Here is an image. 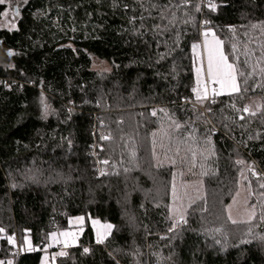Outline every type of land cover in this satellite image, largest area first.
<instances>
[{"label":"trees","instance_id":"obj_1","mask_svg":"<svg viewBox=\"0 0 264 264\" xmlns=\"http://www.w3.org/2000/svg\"><path fill=\"white\" fill-rule=\"evenodd\" d=\"M12 5L0 29V264H39L31 250L93 206L116 217L110 237L84 233L55 264H264V0ZM205 21L240 88L210 101L196 99L192 68ZM253 99L260 111L245 114ZM240 191L254 215L233 223ZM9 237L31 249L14 256Z\"/></svg>","mask_w":264,"mask_h":264},{"label":"rangeland","instance_id":"obj_2","mask_svg":"<svg viewBox=\"0 0 264 264\" xmlns=\"http://www.w3.org/2000/svg\"><path fill=\"white\" fill-rule=\"evenodd\" d=\"M13 0H6V11L7 15H3L2 20L0 22V29H10L12 27V23L14 22L13 19V11L14 9H17V6L12 5ZM205 32L209 33L208 37L203 38L199 43L197 44L198 47L192 49L193 57H192V68H193V78H194V91L196 99L199 94V99H203L205 97L206 93V83L209 85L208 92L212 95H228L232 94L235 91H232L230 88L225 87L224 89H221V86L217 83H210L208 80L207 70H208V52L205 50V40L208 41V48L209 49H218L219 51H222V45H216L215 40L213 37H215L210 30H206ZM204 32V33H205ZM216 40H218L215 37ZM219 51L217 52V55L219 54ZM93 68L97 69H105V65L99 63L96 60H93L92 62ZM208 88V87H207ZM213 89L216 90L214 93ZM247 111H245V114L252 113L257 114L260 111V102L258 99L251 100L247 106ZM95 208H104L102 206H93L91 208H88L86 211V214L83 217L79 218H72L69 220L68 223V229L65 231H62L60 233H55L50 235V238L48 240V244L44 247L43 250L39 249H33L32 252H40L41 253V260L39 264H55L56 259L62 255H59L61 252H65L68 248H74L78 245L79 238L84 233H89L95 239L98 241L97 233L99 232L102 236V242L106 241L111 235V232L113 230V221L114 217L107 216L104 212L103 216H99L96 214H92ZM250 208L246 204V199L243 195V193L240 191L236 197L233 199L232 203L229 205L227 209L228 217H231L230 221L233 220L236 221V223H242L247 222L252 219L253 217V211L249 210ZM255 212V211H254ZM93 216V217H92ZM251 217V219H250ZM82 218V219H81ZM97 223H93V222ZM103 225H111L110 230H105L102 226ZM61 233H67V235H61ZM28 241L25 243V241ZM9 243V242H8ZM18 244V243H17ZM16 242L9 243L11 246L10 248L12 250H24V249H31L30 239L28 237H24L22 240L21 246H16Z\"/></svg>","mask_w":264,"mask_h":264},{"label":"snow or ice","instance_id":"obj_3","mask_svg":"<svg viewBox=\"0 0 264 264\" xmlns=\"http://www.w3.org/2000/svg\"><path fill=\"white\" fill-rule=\"evenodd\" d=\"M6 3V0H0V5H4ZM209 7L212 10L216 9V5L209 3ZM199 7L197 8V11H199ZM6 16L7 13H4ZM208 22L205 21V24ZM253 27H256L255 25ZM205 37L209 35V33L205 32L204 33ZM215 40L216 45H220L222 42L219 40H216L215 37H213ZM194 48L198 47L196 45L193 46ZM205 50L208 52V70H207V75H208V80L210 83H217L221 86V89H224L225 87L230 88L232 91H240L239 85L237 84V78H236V72L232 64L228 63V57L223 54L222 51H219L218 49H209L208 48V41L207 39L205 40ZM219 51V54L217 55V52ZM12 53H9L11 55ZM240 75H243V73H240ZM196 91V89H194ZM214 93L216 92L215 89H213ZM199 99V94L197 96ZM43 102V100H42ZM47 111V108L45 106V112ZM247 111V109H245ZM153 115H155V112H153ZM252 115H255V113H252ZM101 139H109L107 136L101 137ZM103 163H108V161H103ZM239 163V162H238ZM261 188H264V184L260 185ZM254 215V213H253ZM231 219V217H229ZM82 219V218H81ZM251 219V217H250ZM180 222H186L184 220L183 215L180 216L179 221H176L173 225V228H175L178 223ZM233 223H236L235 220L232 221ZM94 224L97 222H93ZM106 231L111 229V225H103L102 226ZM172 230V229H170ZM0 232H3V229H0ZM61 235H67V233H61ZM98 236V242H102V236L100 233H97ZM8 242L12 243L13 239L11 237L8 238ZM28 241L26 240L25 243ZM85 252L88 251V249H84ZM65 253L61 252L59 255H64Z\"/></svg>","mask_w":264,"mask_h":264},{"label":"bare ground","instance_id":"obj_4","mask_svg":"<svg viewBox=\"0 0 264 264\" xmlns=\"http://www.w3.org/2000/svg\"><path fill=\"white\" fill-rule=\"evenodd\" d=\"M205 4H207V2H204ZM14 10H16V9H14ZM16 13H17V11H16ZM14 14H15V11H14ZM16 15V14H15ZM208 24H205L204 22H201L200 24H199V26H198V39H199V41H201L203 38H205V35H204V32L208 29ZM209 30V29H208ZM208 37V36H207ZM4 86H5V88L6 89H8L9 87H10V82L8 81V80H5L4 81ZM208 87V88H207ZM210 88H209V85L206 83V93H205V97H204V99L206 100V101H208V99L209 98H211V93H209L208 92V90H209ZM215 97H218V96H215ZM214 97V98H215ZM89 208H91V207H89ZM104 208V207H103ZM104 211H105V209H104ZM86 214V213H85ZM106 214V213H105ZM115 218V224H116V222H117V219H116V217H114ZM115 224H113V225H115ZM87 234V233H86ZM87 235H89L90 237H93L92 235H90L89 233L87 234ZM94 239H95V237H93ZM96 240V239H95ZM97 241V240H96ZM98 242V241H97ZM99 243H101V242H99ZM17 244V243H16ZM17 246V245H16ZM20 250L19 249H17V250H13L12 251V253H14V256H19L20 255Z\"/></svg>","mask_w":264,"mask_h":264},{"label":"crops","instance_id":"obj_5","mask_svg":"<svg viewBox=\"0 0 264 264\" xmlns=\"http://www.w3.org/2000/svg\"><path fill=\"white\" fill-rule=\"evenodd\" d=\"M235 92H236V91H235ZM235 92H234V93H235ZM215 96H222V95H219V94H218V95H215V94L212 95V94H211V98H212V97H215ZM206 97H207V96H206ZM206 97H205V98H206ZM203 99H204V98H203ZM95 209H96V210H94L93 212H91L92 214L94 213V214L99 215V216H103V215H104V212H105V211H104L102 208H95ZM92 217H93V216H92ZM113 224H115V219H114V221H113ZM87 234H88V233H87ZM90 235H91V234H90Z\"/></svg>","mask_w":264,"mask_h":264},{"label":"built area","instance_id":"obj_6","mask_svg":"<svg viewBox=\"0 0 264 264\" xmlns=\"http://www.w3.org/2000/svg\"><path fill=\"white\" fill-rule=\"evenodd\" d=\"M212 98H214V97H212ZM212 98H209L208 101H210Z\"/></svg>","mask_w":264,"mask_h":264},{"label":"water","instance_id":"obj_7","mask_svg":"<svg viewBox=\"0 0 264 264\" xmlns=\"http://www.w3.org/2000/svg\"><path fill=\"white\" fill-rule=\"evenodd\" d=\"M15 11V14H16V10H14Z\"/></svg>","mask_w":264,"mask_h":264}]
</instances>
